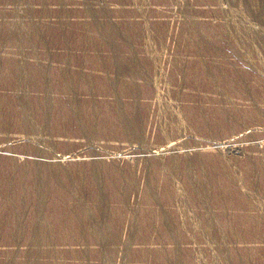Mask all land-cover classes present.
<instances>
[{
    "label": "rangeland",
    "instance_id": "rangeland-1",
    "mask_svg": "<svg viewBox=\"0 0 264 264\" xmlns=\"http://www.w3.org/2000/svg\"><path fill=\"white\" fill-rule=\"evenodd\" d=\"M0 264H264V0H0Z\"/></svg>",
    "mask_w": 264,
    "mask_h": 264
}]
</instances>
